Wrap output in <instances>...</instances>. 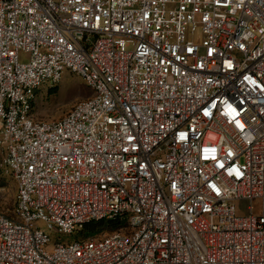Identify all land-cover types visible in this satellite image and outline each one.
I'll return each mask as SVG.
<instances>
[{
	"label": "built area",
	"instance_id": "built-area-1",
	"mask_svg": "<svg viewBox=\"0 0 264 264\" xmlns=\"http://www.w3.org/2000/svg\"><path fill=\"white\" fill-rule=\"evenodd\" d=\"M0 154V264H264V0H0Z\"/></svg>",
	"mask_w": 264,
	"mask_h": 264
},
{
	"label": "rangeland",
	"instance_id": "rangeland-1",
	"mask_svg": "<svg viewBox=\"0 0 264 264\" xmlns=\"http://www.w3.org/2000/svg\"><path fill=\"white\" fill-rule=\"evenodd\" d=\"M91 95L92 90L81 77L66 72L61 82L53 86L46 84L38 91L33 115L41 121L58 120L66 115L77 102L85 100ZM1 160L2 156L0 154V164ZM16 198L17 183L0 165V213L15 217ZM252 204L254 212L256 214L260 213V201L255 200ZM237 206L241 214L247 215L250 213V202L240 201ZM34 225L46 231L52 239V244L60 239L68 242L72 238L70 235L58 233L57 230L50 231L46 229V225L42 221L35 222ZM118 229L119 227L114 230L105 229L102 234H109Z\"/></svg>",
	"mask_w": 264,
	"mask_h": 264
},
{
	"label": "trees",
	"instance_id": "trees-1",
	"mask_svg": "<svg viewBox=\"0 0 264 264\" xmlns=\"http://www.w3.org/2000/svg\"><path fill=\"white\" fill-rule=\"evenodd\" d=\"M8 216V215H7ZM123 222L116 220H101L86 224L82 229L72 234L71 239L86 238L93 234H101L105 229L114 230L121 226Z\"/></svg>",
	"mask_w": 264,
	"mask_h": 264
}]
</instances>
